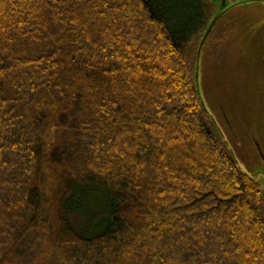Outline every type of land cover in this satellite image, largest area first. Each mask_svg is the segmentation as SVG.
Listing matches in <instances>:
<instances>
[{"label":"trees","instance_id":"16d2710c","mask_svg":"<svg viewBox=\"0 0 264 264\" xmlns=\"http://www.w3.org/2000/svg\"><path fill=\"white\" fill-rule=\"evenodd\" d=\"M214 11L0 0V264H264L261 185L230 151L238 121L195 77Z\"/></svg>","mask_w":264,"mask_h":264},{"label":"rangeland","instance_id":"374dc122","mask_svg":"<svg viewBox=\"0 0 264 264\" xmlns=\"http://www.w3.org/2000/svg\"><path fill=\"white\" fill-rule=\"evenodd\" d=\"M246 7V14L242 13L241 29L234 30L221 42L212 39L204 45L199 66L202 88L218 91L216 98L221 96L228 100L229 108H226L231 109L233 119H237L234 127L239 132V137L230 140L233 145L230 151L237 154L234 156L240 167L261 185L264 197V0L251 1ZM231 9L243 10L241 6ZM253 31L261 37H253ZM230 38L231 41H228ZM222 42L225 45L221 50L219 46ZM243 111L247 114L246 118ZM85 193L89 200L98 198L92 191ZM84 221L75 214L70 217V223L81 233L87 231Z\"/></svg>","mask_w":264,"mask_h":264},{"label":"water","instance_id":"95a60500","mask_svg":"<svg viewBox=\"0 0 264 264\" xmlns=\"http://www.w3.org/2000/svg\"><path fill=\"white\" fill-rule=\"evenodd\" d=\"M251 1H258V0H238L237 2L230 4V0H210V2L215 6V11L213 14V17L211 18L210 22L208 23L207 27L205 28V31L201 37V39L199 40V44L197 47V51H196V71H195V77H196V82L198 83L199 77H198V73H199V60H200V52L202 50V47L204 45V42L207 38V36L210 33V30L212 29L213 25L216 23V19L225 11H227L232 5L235 4H243V5H247L249 2Z\"/></svg>","mask_w":264,"mask_h":264}]
</instances>
